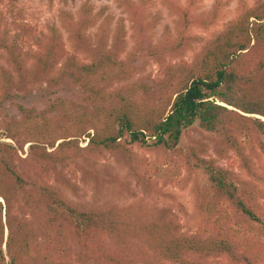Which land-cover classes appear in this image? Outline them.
Returning a JSON list of instances; mask_svg holds the SVG:
<instances>
[{"label":"trees","instance_id":"obj_1","mask_svg":"<svg viewBox=\"0 0 264 264\" xmlns=\"http://www.w3.org/2000/svg\"><path fill=\"white\" fill-rule=\"evenodd\" d=\"M200 1L171 7L183 23L181 31L176 38L166 34L162 44H149L151 56L176 57L185 29L221 20V0L209 12L191 16ZM148 3H121L137 28H143L141 14ZM59 19L87 52V61L75 53L65 55L55 26L47 33L21 22L0 29V101L28 86L31 69L53 85L70 80L82 93L78 101L58 99L41 113L20 107L24 116L6 124L13 143L0 140V264H63L73 248L97 264H264L256 257L260 242L242 236L264 233V203L259 201L264 198V168L255 160L264 159V0L252 5L239 0L236 14L192 63L170 75L168 89L158 97L130 78L133 66L113 49L123 40L122 22L111 27L113 16L86 2L76 14L60 11ZM90 29H95L93 37ZM110 38L114 47L108 45ZM95 39V51L88 53ZM58 59L60 65L50 75ZM115 80L123 82L114 85ZM195 123L220 137L219 156L234 153L250 181L238 180L206 148L181 147L183 133ZM82 137L87 138L83 146ZM25 143L28 151L22 157ZM134 145L174 152L189 171L204 172L208 184L195 194L201 217L195 232H182L176 217L147 201L85 207L34 181L54 165L77 159L93 165L108 153L120 154L133 168ZM16 207L33 213L44 235L37 236Z\"/></svg>","mask_w":264,"mask_h":264},{"label":"rangeland","instance_id":"obj_2","mask_svg":"<svg viewBox=\"0 0 264 264\" xmlns=\"http://www.w3.org/2000/svg\"><path fill=\"white\" fill-rule=\"evenodd\" d=\"M139 1V0H134ZM215 0H202L198 8L191 10L192 15L209 12ZM252 5L255 0H245ZM261 1V0H257ZM93 4L96 10H101L103 15L113 16V24H124V37L122 42L114 50L120 53V58L133 66L131 79L140 80L151 89L152 97H158L168 89L170 75L183 63H192L206 43L214 37L226 21L236 14L239 0H221L224 5V15L221 20L210 27L192 25L183 32V40L176 57L151 56L147 52L149 44H162L166 34L176 38L181 29L177 9L174 5L185 7L187 0H150L142 12L143 28H137L131 16L121 6L124 0H0V29L10 26L12 23L21 22L30 24L40 33H47L50 26L59 29L62 48L66 56L75 53L80 59L87 61L88 56L78 41L61 26L60 11H68L76 14L82 3ZM193 17H189V20ZM95 29L88 30L90 36H94ZM110 38L108 45L114 47ZM91 45V46H90ZM91 52L94 53L96 39L91 40ZM94 46V47H93ZM34 48H32L33 50ZM61 59L50 71L53 75L59 67ZM0 65H3L0 54ZM30 65V64H29ZM31 69L30 82L26 88L14 89L0 101V140L13 143L7 137L6 124L18 120L24 116L20 107L33 109L37 113L47 110L58 99L80 100L81 90L77 84L70 80L62 81L59 85L48 83L43 77L37 76ZM123 81H114V85ZM113 82L109 86L113 87ZM264 120V117H260ZM220 137L214 133L201 129L197 123L188 128L182 135L180 145L184 149L189 147L206 148L207 155L214 157L222 166L229 167L237 175L238 180L248 182L250 177L242 173L238 168L237 157L231 151L224 156H219L217 148ZM87 138H81L80 145H85ZM25 143L23 151L19 152L23 157L28 151ZM249 149L251 147L249 146ZM133 168L123 160L120 154H105L94 159L93 165L84 159H77L53 166V169L45 170L36 176L34 180L42 186H49L60 190L85 207H106L111 204L130 205L147 201L151 205L166 211L176 217L182 232H195L201 221L200 215L195 210V194L202 190L208 183L201 169L194 168L189 171L179 156L163 148L132 147ZM255 156V154H254ZM264 168V159L260 161ZM133 169L137 175L133 173ZM141 176V180L137 176ZM259 201L264 203V198ZM15 211L27 219L34 233L41 237L44 235V226L29 212H23L17 207ZM2 219H5L4 215ZM5 222V220H3ZM243 240L252 239L260 242L256 257L264 261V233H242ZM250 237V238H249ZM68 262L63 264H97L80 258L76 248L66 254ZM214 264H220L216 262Z\"/></svg>","mask_w":264,"mask_h":264}]
</instances>
